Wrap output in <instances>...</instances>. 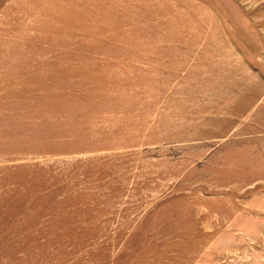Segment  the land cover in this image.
Instances as JSON below:
<instances>
[{"label":"rangeland","instance_id":"rangeland-1","mask_svg":"<svg viewBox=\"0 0 264 264\" xmlns=\"http://www.w3.org/2000/svg\"><path fill=\"white\" fill-rule=\"evenodd\" d=\"M0 264H264V0H0Z\"/></svg>","mask_w":264,"mask_h":264}]
</instances>
